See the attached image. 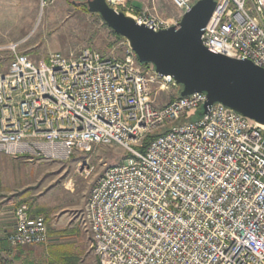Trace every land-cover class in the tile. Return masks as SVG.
<instances>
[{
	"label": "built area",
	"instance_id": "built-area-1",
	"mask_svg": "<svg viewBox=\"0 0 264 264\" xmlns=\"http://www.w3.org/2000/svg\"><path fill=\"white\" fill-rule=\"evenodd\" d=\"M55 0H40L42 12ZM161 18L126 0L116 12L155 32L177 25L197 0H169ZM201 37L219 54L264 69V0H215ZM24 41L0 44V153L65 161L95 146L128 156L106 166L85 206L100 264H264V125L205 92L177 97L172 76L142 64L124 39L123 58L83 48L38 64ZM175 93L157 106L152 92ZM197 112L192 120H184ZM164 134L140 150L145 138ZM44 216L15 210L14 246L48 242Z\"/></svg>",
	"mask_w": 264,
	"mask_h": 264
},
{
	"label": "rangeland",
	"instance_id": "rangeland-1",
	"mask_svg": "<svg viewBox=\"0 0 264 264\" xmlns=\"http://www.w3.org/2000/svg\"><path fill=\"white\" fill-rule=\"evenodd\" d=\"M87 1L55 0L42 12L40 0H0V44L24 41L21 50L38 64L44 63L53 52L69 58L83 48H92L106 56L125 57L124 38H118L99 14L86 11ZM126 2L147 8L161 18H177L181 13L169 0ZM174 96L172 92H152L157 106L166 104ZM196 116L197 112H190L184 120ZM127 156V151L118 146L78 150L65 161H30L29 155L13 157L0 153V200L11 201L17 207L26 204L33 216H38L36 212L41 203L55 192L47 184L56 177V244H50L49 233L48 242L40 245L14 247L7 242L8 251L3 254L5 264H100L85 225L86 204L76 210H64L67 196L63 190L82 186L90 191L106 166L119 164ZM73 222L78 224L76 229L70 227Z\"/></svg>",
	"mask_w": 264,
	"mask_h": 264
},
{
	"label": "water",
	"instance_id": "water-1",
	"mask_svg": "<svg viewBox=\"0 0 264 264\" xmlns=\"http://www.w3.org/2000/svg\"><path fill=\"white\" fill-rule=\"evenodd\" d=\"M91 13L124 38L138 61L151 64L181 86V96L205 92L203 113L214 103L264 125V69L249 60H238L206 48L201 40L216 7L215 0H197L181 21L158 32L116 12L106 0H88Z\"/></svg>",
	"mask_w": 264,
	"mask_h": 264
},
{
	"label": "crops",
	"instance_id": "crops-1",
	"mask_svg": "<svg viewBox=\"0 0 264 264\" xmlns=\"http://www.w3.org/2000/svg\"><path fill=\"white\" fill-rule=\"evenodd\" d=\"M45 62H47V60ZM55 182H56V177H55V179L52 178L50 180V182L47 184V185H52L53 191H55V192L53 194H50V196H48L43 201V203L40 202L41 205L39 206V208L36 212L38 215H43L47 218L46 224L48 227V233L50 235V241L49 242L52 245L56 244V185L54 184ZM91 190H92V188H91ZM91 190L87 191V189L85 187L83 189L82 186H80L79 188H76V189H72V190H67V191L63 190V195L67 196V198H66V201H67L66 205L67 206H66V208H64V210L72 211V210L82 208L86 204V201L88 200L87 196L89 197ZM16 207H17V205L15 203L12 204L11 201L10 202H4V199L0 200V241L5 240L7 242L6 235L13 230V227L15 224ZM31 215H32V213H31ZM76 224H77L76 222H73V223H71L70 227H73L76 229L77 225H78V224L77 225ZM3 254H5V253H3Z\"/></svg>",
	"mask_w": 264,
	"mask_h": 264
},
{
	"label": "trees",
	"instance_id": "trees-1",
	"mask_svg": "<svg viewBox=\"0 0 264 264\" xmlns=\"http://www.w3.org/2000/svg\"><path fill=\"white\" fill-rule=\"evenodd\" d=\"M84 6H85V7H84L85 10H86V11H89L88 5L86 4V5H84ZM138 8H139V7H138ZM89 12H90V11H89ZM114 33H115V32H114ZM115 35H117V34L115 33ZM117 37H118V38H122V37H120L119 35H117ZM180 96H181V91H179L177 97H180ZM162 134H164V131H163V130L158 131V132H155V133H153V134H149V135L145 138V140H144L142 146L140 147V150L145 151V150L147 149L148 144L151 142V140H153L154 138H156V137H158L159 135H162ZM7 251H8V244H7V242H6L5 240H4V241H0V264H5V261H4V258H3V253H7Z\"/></svg>",
	"mask_w": 264,
	"mask_h": 264
}]
</instances>
